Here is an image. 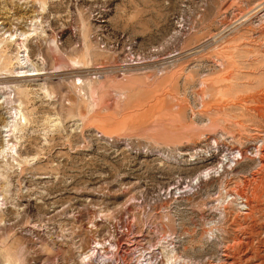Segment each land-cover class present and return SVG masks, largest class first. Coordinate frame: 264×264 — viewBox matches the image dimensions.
<instances>
[{
  "label": "rangeland",
  "instance_id": "obj_1",
  "mask_svg": "<svg viewBox=\"0 0 264 264\" xmlns=\"http://www.w3.org/2000/svg\"><path fill=\"white\" fill-rule=\"evenodd\" d=\"M263 93L264 0H0V264H263Z\"/></svg>",
  "mask_w": 264,
  "mask_h": 264
},
{
  "label": "bare ground",
  "instance_id": "obj_2",
  "mask_svg": "<svg viewBox=\"0 0 264 264\" xmlns=\"http://www.w3.org/2000/svg\"><path fill=\"white\" fill-rule=\"evenodd\" d=\"M29 34V33H28ZM23 35V39H25L27 37V35H25L24 33ZM38 73V72H37ZM35 73V74H37ZM43 73V72H42ZM25 76V75H23ZM226 77L222 76V77H217L215 78V81L218 82L222 79H225ZM80 79V78H79ZM262 98H264V93L262 94ZM203 106V104H202ZM263 111H264V106H263ZM22 121H25V116L23 114H20V116ZM211 122V121H210ZM212 124L216 126V122L215 119H213ZM211 126V125H210ZM263 142H261L256 148H254L253 146H247L244 150V152H249L251 155L257 156L259 163L261 162V154L262 151L264 149V137H263ZM261 140V141H262ZM13 145V144H12ZM237 153L240 154V150H237ZM243 154V153H242ZM230 155V154H229ZM235 154L232 153V157L230 156L228 158L227 162H231L234 158ZM221 163V162H220ZM258 163V164H259ZM261 171V169H260ZM204 172V171H203ZM258 172V171H257ZM253 181V180H252ZM257 186V185H256ZM230 192H233V194L238 197V198H243L244 199V205L246 206V209L249 210V199L247 196L244 195L243 190L239 187V184H235L231 189ZM253 196H255V194L253 193ZM256 208V207H255ZM260 208V207H259ZM251 210V209H250ZM249 210V211H250ZM243 226V225H242ZM241 226V227H242ZM264 230V229H262ZM209 231V230H208ZM211 231V230H210ZM210 233V232H209ZM254 233V232H253ZM140 234V233H139ZM263 234V233H262ZM114 235L116 236L115 239H112L113 241L107 240L106 244L103 247V253L99 254L101 252L102 249H100V252L98 253V249H93L91 248L92 252L91 253H87V255H83L80 257L79 260V264H88L86 263V261H88L89 259H92L89 264H136L133 261H129L127 260V257L130 256L133 252H135L138 248H140L143 244L140 242V235H133V236H126L122 241H120L119 243H117V230L114 231ZM239 235V234H238ZM262 236V235H261ZM241 237V236H240ZM238 238L235 237V244H233V246H231L233 249H236L237 253H242L243 256H245L247 259L251 258V256H249V253L247 251V249L251 246V241L249 240V238L247 237H242V238ZM253 237V235H252ZM259 239V238H258ZM116 240V241H115ZM256 240V239H255ZM119 241V240H118ZM263 242V240H261ZM254 242V241H253ZM259 243V242H258ZM97 244H103V243H97ZM262 244V243H261ZM254 245V244H253ZM101 248V247H100ZM90 250V249H89ZM90 250V251H91ZM85 251V250H84ZM261 252V251H260ZM99 254V255H98ZM261 254V253H260ZM142 255V254H141ZM96 257H98V259H96ZM103 257V258H102ZM252 257H254V260L256 258L255 255H253ZM99 258H101L99 260ZM88 259V260H87ZM133 259V258H132ZM140 259V258H139ZM142 259V258H141ZM245 260V259H244ZM243 260V262H244ZM138 261V260H137ZM147 261V260H146ZM248 261V260H247ZM263 261V260H262ZM143 262V261H142ZM149 262V261H148ZM138 263H141L138 262ZM259 263V262H258ZM146 264V263H145ZM148 264V263H147ZM150 264V263H149ZM182 264V263H181ZM253 264V263H252ZM257 264V263H256ZM264 264V261H263Z\"/></svg>",
  "mask_w": 264,
  "mask_h": 264
}]
</instances>
